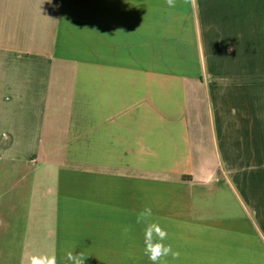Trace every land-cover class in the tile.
Here are the masks:
<instances>
[{
  "label": "crops",
  "instance_id": "0c3cea01",
  "mask_svg": "<svg viewBox=\"0 0 264 264\" xmlns=\"http://www.w3.org/2000/svg\"><path fill=\"white\" fill-rule=\"evenodd\" d=\"M13 152L58 176L33 180L22 255L0 264H152L145 207L167 264H264V0H0ZM15 229L0 213V242Z\"/></svg>",
  "mask_w": 264,
  "mask_h": 264
},
{
  "label": "rangeland",
  "instance_id": "374dc122",
  "mask_svg": "<svg viewBox=\"0 0 264 264\" xmlns=\"http://www.w3.org/2000/svg\"><path fill=\"white\" fill-rule=\"evenodd\" d=\"M19 153L7 154L0 161V213L3 217L15 222V230L17 231L9 239L7 238L8 234L5 236L7 244L0 242V263L18 261L22 255L23 249L19 245L21 242L18 243V232L23 230L22 218L15 212L27 209L29 203L28 195L31 191L33 180L46 178L47 183H49L46 186L48 188L53 186L51 184L58 176L55 168L52 167H44L40 169V172H36L32 167V161L19 156L21 155ZM41 187L39 192H41ZM50 193L49 191L47 192L48 201L46 204L51 209L53 208V200L50 201ZM48 219L50 218L47 217ZM34 226L38 227L37 224Z\"/></svg>",
  "mask_w": 264,
  "mask_h": 264
},
{
  "label": "clouds",
  "instance_id": "9594fccd",
  "mask_svg": "<svg viewBox=\"0 0 264 264\" xmlns=\"http://www.w3.org/2000/svg\"><path fill=\"white\" fill-rule=\"evenodd\" d=\"M169 8L176 7V0H165ZM187 3V0H185ZM153 215L150 207L143 208L136 216V224L144 226V254L152 264H167V258L178 260L181 253L174 250L171 244H166L168 233L160 224L151 221ZM129 228L123 229L124 234L129 232ZM87 256L83 253L68 251L65 254L66 264H84ZM26 264H58L55 252L28 253L25 258Z\"/></svg>",
  "mask_w": 264,
  "mask_h": 264
},
{
  "label": "trees",
  "instance_id": "16d2710c",
  "mask_svg": "<svg viewBox=\"0 0 264 264\" xmlns=\"http://www.w3.org/2000/svg\"><path fill=\"white\" fill-rule=\"evenodd\" d=\"M187 178H190L191 179V176H188V175H184L183 176V179H187Z\"/></svg>",
  "mask_w": 264,
  "mask_h": 264
}]
</instances>
